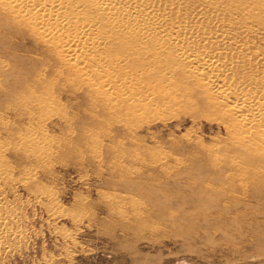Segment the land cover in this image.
Instances as JSON below:
<instances>
[{
  "label": "rangeland",
  "instance_id": "374dc122",
  "mask_svg": "<svg viewBox=\"0 0 264 264\" xmlns=\"http://www.w3.org/2000/svg\"><path fill=\"white\" fill-rule=\"evenodd\" d=\"M42 58L0 22V264H264V193L212 189L203 183L214 173L187 154L190 141L212 142L217 123L133 127L65 75L47 107L15 102ZM26 132L45 136L44 153ZM173 139L184 146L164 157Z\"/></svg>",
  "mask_w": 264,
  "mask_h": 264
},
{
  "label": "bare ground",
  "instance_id": "6f19581e",
  "mask_svg": "<svg viewBox=\"0 0 264 264\" xmlns=\"http://www.w3.org/2000/svg\"><path fill=\"white\" fill-rule=\"evenodd\" d=\"M0 22L44 55L15 102L47 107L65 75L92 107L133 127L214 121L212 142L200 137L187 151L214 173L203 184L264 193V0H0ZM23 134L46 151L36 149L45 136ZM174 142L164 157L184 146Z\"/></svg>",
  "mask_w": 264,
  "mask_h": 264
}]
</instances>
